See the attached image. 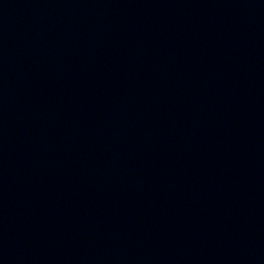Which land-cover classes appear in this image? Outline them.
<instances>
[{"label":"water","instance_id":"obj_1","mask_svg":"<svg viewBox=\"0 0 264 264\" xmlns=\"http://www.w3.org/2000/svg\"><path fill=\"white\" fill-rule=\"evenodd\" d=\"M0 264H264V0H0Z\"/></svg>","mask_w":264,"mask_h":264}]
</instances>
